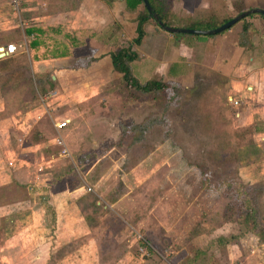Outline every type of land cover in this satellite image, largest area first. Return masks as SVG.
<instances>
[{
	"label": "rangeland",
	"instance_id": "obj_1",
	"mask_svg": "<svg viewBox=\"0 0 264 264\" xmlns=\"http://www.w3.org/2000/svg\"><path fill=\"white\" fill-rule=\"evenodd\" d=\"M3 1L18 26L19 12ZM229 2H219L218 21L238 15ZM258 3L243 1L241 12ZM16 32L0 34V48L18 47L10 69H23L37 99L20 103L26 85L0 78V132L10 136L0 147V264H264V244L232 215L241 183L264 235V91L240 103L221 76L215 87L151 95L120 79L102 83L87 68L95 52L77 44L67 66L71 40L49 26L43 39L57 46L44 57L66 66L36 70ZM50 75L54 87L41 94ZM171 110L182 117L172 127ZM64 119L68 155L50 143ZM3 147L15 153L11 169Z\"/></svg>",
	"mask_w": 264,
	"mask_h": 264
},
{
	"label": "crops",
	"instance_id": "obj_2",
	"mask_svg": "<svg viewBox=\"0 0 264 264\" xmlns=\"http://www.w3.org/2000/svg\"><path fill=\"white\" fill-rule=\"evenodd\" d=\"M220 1L153 0L152 8L164 18L169 24L167 26L191 29L188 26L193 23L210 18H224L220 13ZM237 1L222 0L229 4ZM4 5L6 2L0 0V34H13L17 30L14 34L21 35L26 46L25 52L31 53L30 64L36 70L47 65L60 67L62 59L69 60L67 66H75L76 63L71 62L72 59L75 61V56L71 54L79 47L77 44L85 43L86 47L89 46L95 52V60L87 67L89 72L93 71L94 78L102 83H109L112 78L120 79L121 82L122 76L113 70L109 54L116 49L131 46L137 58L129 66L139 83L154 80L184 90L188 89V84L193 86L210 81L215 87L221 76L229 81L224 90L236 93L235 97L240 99V103L243 99L252 97L257 101L262 97L264 20L258 15L245 17L229 30L210 36L171 34L160 28L153 19H148L143 25L144 36L140 44L134 45L132 42L137 37V20L146 11L142 0H20L18 26L12 23L10 12L3 11ZM48 26L63 31L62 38L71 40L65 44L66 48L63 47L67 54L62 59L56 56L49 59L44 57L45 51H54L57 46L52 43L49 48L43 39ZM65 32L68 35L64 36ZM55 33L59 32L56 30ZM2 42L4 41L0 39V43ZM33 43H36L34 47ZM1 46L4 47L5 44ZM51 78L56 79L54 75ZM2 109L4 112L5 108ZM1 135L0 147L1 141L6 143V139L10 140L8 132L6 136H3L4 132H0ZM52 142L54 143V139L50 143ZM3 154L7 159L5 167L11 169V165L16 163V159L13 160L15 153L3 147ZM2 160L4 162V159H1V168Z\"/></svg>",
	"mask_w": 264,
	"mask_h": 264
},
{
	"label": "trees",
	"instance_id": "obj_3",
	"mask_svg": "<svg viewBox=\"0 0 264 264\" xmlns=\"http://www.w3.org/2000/svg\"><path fill=\"white\" fill-rule=\"evenodd\" d=\"M141 1V0H138ZM150 5L153 7V0H148ZM244 0H238L237 2L233 3V10L237 8V13L239 14V12H241L242 10L240 9L242 7V2ZM258 8L264 10V0H259L258 3ZM155 11V10H154ZM143 15H141L138 20H137V37L135 38V40L132 42V44L134 45H139L143 36H144V30H143V25L144 23L148 20V19H152V17L146 12ZM156 12V11H155ZM157 13V12H156ZM161 21L165 24V25H169L168 23H166L164 21V18L158 14ZM258 14H250L247 17H253V16H257ZM260 16L263 20L264 17L261 15ZM245 18H243L242 20H244ZM230 19H225L223 21H218L215 18L212 19H207L205 21H201L198 23H193L190 26H188L191 29H201V30H209V29H215L217 27H219L220 25H222L224 22H227ZM240 20V21H242ZM36 43H33V47L35 46ZM110 60H111V64L113 67V70L119 74H121V81L122 83L125 85L126 88L128 89H133L135 91L140 92L141 94L144 95H151L153 93L162 91V90H168L167 88L170 87V89H174V90H179V88L175 87H171L168 85H164L161 82H157V81H148L146 83H139L132 75L131 70H130V63L133 62L136 58L137 55L134 51H132L131 46L127 47V48H119L116 49L112 52H110ZM12 56H9L7 58H3L0 59V78L1 80H4L3 82L5 83H9V82H16V84H25V88L22 89V91H20L21 95L19 97L20 99V103L25 102L26 99L31 101L32 99H37L35 92H33V89L29 86L31 85V79L29 77H26L24 74L23 69H21L22 75H19V73L17 72H13V70L15 69H10V66L12 64V62L14 61V58ZM94 61L95 58H87L86 61L90 62V61ZM29 67V66H28ZM43 71V70H42ZM34 72V75L36 76V78L40 79V81H43V77H45L44 75V71L43 72ZM29 72H30V68H29ZM19 81H18V80ZM55 80H53L51 78V75L49 76V79L41 86L39 92H41V94L47 92L50 89H53L54 84H55ZM2 83V84H4ZM15 84V85H16ZM46 84L48 85L46 87ZM13 85V86H15ZM1 87V85H0ZM18 88V87H16ZM183 90V89H180ZM176 99V98H175ZM178 100V99H177ZM179 107L178 112H182L180 107L181 105L176 103V105L174 106V108ZM22 107V106H21ZM24 107V105H23ZM184 112V111H183ZM186 113V110L185 112ZM166 114L168 115L167 120L171 123L173 121H180L182 120L181 115L177 114L176 111H169L166 112ZM167 121V122H168ZM166 122V121H165ZM166 122V123H167ZM172 127V123L170 124ZM169 127V126H168ZM168 130V128L166 129V131ZM169 131H172V128H169ZM244 189V188H243ZM241 183H238L236 185V195L237 197L240 199L241 201V205L238 204L237 209H235L233 215V221H236L239 225L244 226L245 229H247L249 232H251L253 234V236L257 237L258 239V244H264V235H263V230L262 232L260 230H258L259 227V216L258 213L253 205L251 196L249 194V192L247 190H243ZM233 240H236L235 238H233ZM221 241H223L221 239Z\"/></svg>",
	"mask_w": 264,
	"mask_h": 264
},
{
	"label": "water",
	"instance_id": "obj_4",
	"mask_svg": "<svg viewBox=\"0 0 264 264\" xmlns=\"http://www.w3.org/2000/svg\"><path fill=\"white\" fill-rule=\"evenodd\" d=\"M142 3L145 7L146 12L152 17V19L156 22V24L160 28L171 34L204 35V36L217 35L225 32L226 30H229L233 25H235L237 22H239L240 20H242L243 18L247 17L250 14H258L264 17V10L259 8H254L241 12L240 14L236 15L234 18H231L230 20H228L227 22L223 23L222 25H220L215 29L194 30V29H186V28H174L165 25L161 21L159 15L153 10L148 0H142Z\"/></svg>",
	"mask_w": 264,
	"mask_h": 264
},
{
	"label": "built area",
	"instance_id": "obj_5",
	"mask_svg": "<svg viewBox=\"0 0 264 264\" xmlns=\"http://www.w3.org/2000/svg\"><path fill=\"white\" fill-rule=\"evenodd\" d=\"M10 5L17 11L20 9V0H9ZM18 52V47L11 43L4 47L0 48V59L7 58L9 56L15 55ZM264 56V52L262 53ZM235 105H237V101H233ZM70 124L69 119H64L63 122L54 124L55 130H56V137L54 138V143L57 145V147L61 148L63 155H68V150L66 148L65 142L63 141L61 135L62 131L68 127Z\"/></svg>",
	"mask_w": 264,
	"mask_h": 264
}]
</instances>
